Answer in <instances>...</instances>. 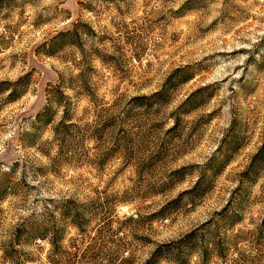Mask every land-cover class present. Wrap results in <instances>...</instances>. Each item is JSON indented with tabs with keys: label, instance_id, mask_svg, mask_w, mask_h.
Wrapping results in <instances>:
<instances>
[{
	"label": "rangeland",
	"instance_id": "1",
	"mask_svg": "<svg viewBox=\"0 0 264 264\" xmlns=\"http://www.w3.org/2000/svg\"><path fill=\"white\" fill-rule=\"evenodd\" d=\"M189 233L264 264V0H0V264Z\"/></svg>",
	"mask_w": 264,
	"mask_h": 264
},
{
	"label": "trees",
	"instance_id": "2",
	"mask_svg": "<svg viewBox=\"0 0 264 264\" xmlns=\"http://www.w3.org/2000/svg\"><path fill=\"white\" fill-rule=\"evenodd\" d=\"M80 226V225H79ZM41 237H44L41 235ZM52 239V244L55 249L58 248V240L55 238ZM201 245H207V241L201 239ZM200 242V239H195L194 233H189L178 240L167 242L165 244L159 245L151 256L144 262V264H158L162 260H166L169 263L173 264H189L188 253L193 249L196 244ZM128 254H120L116 264H134L133 262V253L130 254L129 251H126ZM12 256V253H8ZM122 258V260H120ZM202 260L200 264H207L206 257L202 255ZM120 260V261H119ZM132 260V261H131Z\"/></svg>",
	"mask_w": 264,
	"mask_h": 264
}]
</instances>
